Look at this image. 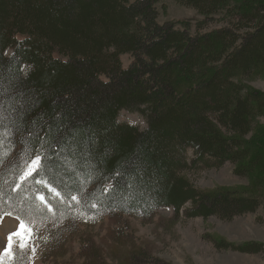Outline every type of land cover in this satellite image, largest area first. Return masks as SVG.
Instances as JSON below:
<instances>
[{
    "label": "trees",
    "instance_id": "trees-1",
    "mask_svg": "<svg viewBox=\"0 0 264 264\" xmlns=\"http://www.w3.org/2000/svg\"><path fill=\"white\" fill-rule=\"evenodd\" d=\"M174 1L223 24L191 33L185 20L159 22L157 0H0V79L31 103L27 116L6 107L0 121V218L105 215L126 247L122 264H168L119 227L123 215L264 213V91L245 83L264 74V0ZM120 110L138 112L146 128L119 122ZM41 113L64 117V129L33 123ZM37 155L42 163L24 176ZM225 162L243 183L201 189L186 176ZM26 249L16 245L8 263L29 264Z\"/></svg>",
    "mask_w": 264,
    "mask_h": 264
},
{
    "label": "rangeland",
    "instance_id": "rangeland-1",
    "mask_svg": "<svg viewBox=\"0 0 264 264\" xmlns=\"http://www.w3.org/2000/svg\"><path fill=\"white\" fill-rule=\"evenodd\" d=\"M156 7L159 22L185 20L191 33L223 24L218 21L217 15L202 22L203 17L194 9L179 5L174 0H157ZM5 54L10 55L11 51L5 50ZM121 59L125 62L127 56L122 55ZM245 83L264 91V74L252 76ZM117 120L135 125L140 130L146 128V122L138 112L120 110ZM186 155L191 158L192 151L187 150ZM32 160L25 175L36 168L32 166ZM186 176L201 189L245 181L233 174L229 162L219 167L189 168ZM122 220L125 226L120 224L119 227L132 233L133 242L145 247L151 256L168 264H264V249L257 253H247L231 248L219 249L212 243L213 239H223L230 243H264V213L261 207L253 213L235 216L230 220L214 216L205 219L184 218L181 212L175 216L171 207H161L149 218L123 215ZM21 222L9 214L1 216L0 252L7 246L9 234L16 232ZM25 226L31 229V239L24 241L29 264H89L88 260L94 258L92 264L94 261L99 263V256L106 264H122L121 258L126 254V247L112 239L108 217L105 215L80 214L73 220ZM113 253H118L120 260L113 258ZM9 258L10 255L0 257L3 264H9Z\"/></svg>",
    "mask_w": 264,
    "mask_h": 264
},
{
    "label": "snow or ice",
    "instance_id": "snow-or-ice-1",
    "mask_svg": "<svg viewBox=\"0 0 264 264\" xmlns=\"http://www.w3.org/2000/svg\"><path fill=\"white\" fill-rule=\"evenodd\" d=\"M12 84L11 82H8V87L5 88V81L0 79V121L4 118V111L5 108H10L13 115H16L19 112H23L25 116L29 114L28 109L31 106L30 101L26 98L27 94L22 91H12ZM34 110V108H33ZM55 122L48 120H45V114H40L39 121H33V123H39L40 126L47 127L49 133H51L53 130L56 131H62L64 129L63 120L64 117H55ZM69 132H74L75 129H68ZM37 137H39V133H35ZM43 157H37L32 160V166L38 167L42 161ZM50 182V181H49ZM39 199L44 200L45 198L43 196L39 197ZM15 238V239H14ZM31 239V229L27 228L23 222H21L18 226V229L14 233H10L8 236V244L4 248L2 252H0V257L5 255L12 254L13 250L15 249L17 243H19V247L21 249L26 247V244L24 243L25 240ZM35 251V249H33ZM0 264H3L2 259H0Z\"/></svg>",
    "mask_w": 264,
    "mask_h": 264
}]
</instances>
